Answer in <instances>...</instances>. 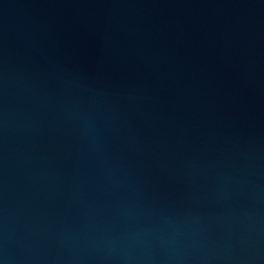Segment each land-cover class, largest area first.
<instances>
[{"label": "water", "instance_id": "95a60500", "mask_svg": "<svg viewBox=\"0 0 264 264\" xmlns=\"http://www.w3.org/2000/svg\"><path fill=\"white\" fill-rule=\"evenodd\" d=\"M0 264H264V0H0Z\"/></svg>", "mask_w": 264, "mask_h": 264}]
</instances>
